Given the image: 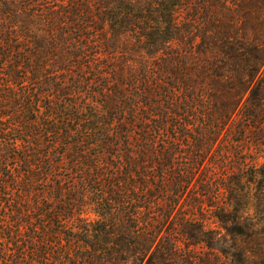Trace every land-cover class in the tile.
I'll return each instance as SVG.
<instances>
[{"label": "trees", "instance_id": "obj_1", "mask_svg": "<svg viewBox=\"0 0 264 264\" xmlns=\"http://www.w3.org/2000/svg\"><path fill=\"white\" fill-rule=\"evenodd\" d=\"M263 127L264 0H0V264H264Z\"/></svg>", "mask_w": 264, "mask_h": 264}, {"label": "rangeland", "instance_id": "obj_2", "mask_svg": "<svg viewBox=\"0 0 264 264\" xmlns=\"http://www.w3.org/2000/svg\"><path fill=\"white\" fill-rule=\"evenodd\" d=\"M190 2L191 1H189V7H190ZM117 55H119V58H121V59H127L126 56H129L130 53L129 52H126L125 50L124 51L121 50V52L118 53ZM131 92H133L136 95V91L135 90L132 91V90L128 89L127 93L129 94ZM122 118L130 119V117L128 115H124ZM241 124H242V122H240L239 116H237L235 118V121H234V129H235V131L238 130V126L241 125ZM251 130H255L254 127ZM251 130L250 131L248 130L247 131V134H245L244 136H240V135L234 134L233 135V139L234 140H243V142L241 144H237V146H235V145L231 146V148H229V150L230 149H232L234 151L237 150V152L240 153V151L243 152L244 150L250 149L251 146H252L251 144H260L261 147H259V146L258 147H255L253 145L252 148H253V152L254 153L247 152V155H245L246 153H241L240 156H242V157H250V158L258 157L261 160V162L263 163L264 162V137L256 136L255 134H253L251 132ZM132 132L133 133H132V137H131V143L136 146V129L134 131L132 130ZM263 132H264V127H263ZM124 148H125L124 145L121 144L119 146L118 150L119 151H122V150H124ZM231 158H232V162L233 163L238 160L237 159V156H236V153H234L233 156H231ZM203 254L204 253L201 252L200 254H197V256H201Z\"/></svg>", "mask_w": 264, "mask_h": 264}]
</instances>
